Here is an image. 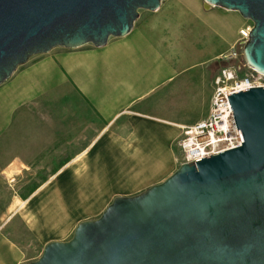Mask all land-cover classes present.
I'll return each mask as SVG.
<instances>
[{
    "label": "crops",
    "instance_id": "crops-1",
    "mask_svg": "<svg viewBox=\"0 0 264 264\" xmlns=\"http://www.w3.org/2000/svg\"><path fill=\"white\" fill-rule=\"evenodd\" d=\"M240 17L204 0H166L156 12L141 11L127 36L101 48L37 56L0 86V144L9 137L22 146L29 112L50 103L60 108L71 98L87 103L104 124L68 160L55 131L26 133V163L18 159L6 168L0 160V264L37 260L47 244L70 240L81 222L99 218L115 198L138 195L176 172L182 129L210 113L204 71L238 41ZM224 20L237 22L233 35L227 36ZM196 36L220 37L227 46L197 64L202 72L179 82L189 69L182 46ZM45 141L53 142L51 159L37 162L29 143L36 150ZM31 168L49 174L36 185L23 181L20 175Z\"/></svg>",
    "mask_w": 264,
    "mask_h": 264
},
{
    "label": "water",
    "instance_id": "water-1",
    "mask_svg": "<svg viewBox=\"0 0 264 264\" xmlns=\"http://www.w3.org/2000/svg\"><path fill=\"white\" fill-rule=\"evenodd\" d=\"M166 0H0V86L32 58L104 47ZM253 23L247 64L264 76V0H204ZM241 147L185 163L161 184L117 197L27 264H264V88L230 97Z\"/></svg>",
    "mask_w": 264,
    "mask_h": 264
},
{
    "label": "rangeland",
    "instance_id": "rangeland-1",
    "mask_svg": "<svg viewBox=\"0 0 264 264\" xmlns=\"http://www.w3.org/2000/svg\"><path fill=\"white\" fill-rule=\"evenodd\" d=\"M241 18V28L240 31L244 27H248L253 25L251 21L245 20ZM139 20V19H138ZM237 23V22H236ZM236 23L233 21L224 20L222 21L223 26L226 28V33L228 35H233L236 28ZM238 28V26H237ZM226 38V37H225ZM222 39L213 37V39H203L199 38L198 36L192 37L188 42H186L182 46V51L180 52L184 57L183 64L189 67L188 71L183 73L181 80H191L197 72H202V70L197 69V64L199 65L200 61H205L207 58L214 55V51L216 49H222L227 46V43L224 42ZM227 40V38H226ZM236 44V42L231 47L224 48L223 51L220 50L217 54V58L213 65H209L207 69H205L204 73L206 75L207 81L211 85V101L214 95L215 86H214V79L219 73V71L226 66L220 60L222 57L230 52L232 47ZM244 56V51H243ZM35 58V57H34ZM33 59V58H32ZM31 59V60H32ZM246 63L245 57L238 64ZM212 64V63H211ZM248 73V72H247ZM250 74V73H249ZM257 75H255L256 77ZM264 81V79H263ZM264 83V82H263ZM210 101V104H211ZM27 124L22 126V130L20 131V138L22 142V146H19V142L17 140H11L7 137L1 144H0V160L3 167H10L13 165L15 161L18 159H22L23 163H26V147H25V138L26 133L32 132H59L61 137L63 138V142L61 144L64 145V154L65 159L68 160L77 151L81 148V144H84L89 139L94 137L96 134L99 133L104 127L103 122L101 121L100 117L97 113L84 101H80V99L71 98L70 100H66L63 103V106L60 108L56 107L55 103H50L48 106L44 108H34L31 112L27 114ZM55 128V129H54ZM60 137V138H61ZM18 143V144H17ZM53 142L45 141L40 143V145L36 148H33V144L29 143L31 146L32 152L37 151L38 156L35 158V161H44L49 163L51 157L50 153L54 146H50ZM41 146V147H40ZM50 149V152H49ZM54 151V150H53ZM22 157V158H21ZM53 158V157H52ZM177 170L183 164V155L177 147ZM22 165V163H19ZM32 164V160H31ZM35 167V166H34ZM36 168V167H35ZM35 168L29 169L28 172H25L20 175L23 181H31L34 185H36L43 177L47 176V172L40 173V170H36ZM176 170V171H177ZM10 181H15V178H8Z\"/></svg>",
    "mask_w": 264,
    "mask_h": 264
},
{
    "label": "built area",
    "instance_id": "built-area-1",
    "mask_svg": "<svg viewBox=\"0 0 264 264\" xmlns=\"http://www.w3.org/2000/svg\"><path fill=\"white\" fill-rule=\"evenodd\" d=\"M252 29L253 25L244 27L236 44L222 57L223 61L233 65L221 69L214 79L215 91L208 118L182 129L178 146L183 164H196L207 157L239 148L244 143L243 133L233 117L230 97L252 88H264V76L251 69L247 62L238 64L244 57V47Z\"/></svg>",
    "mask_w": 264,
    "mask_h": 264
},
{
    "label": "trees",
    "instance_id": "trees-1",
    "mask_svg": "<svg viewBox=\"0 0 264 264\" xmlns=\"http://www.w3.org/2000/svg\"><path fill=\"white\" fill-rule=\"evenodd\" d=\"M220 61L226 65L223 68H229V67H232V65H233L231 62H226V61H223V60H220Z\"/></svg>",
    "mask_w": 264,
    "mask_h": 264
}]
</instances>
